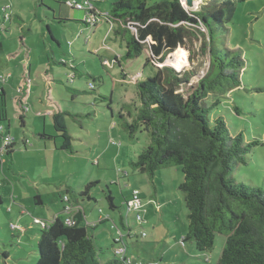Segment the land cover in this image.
Listing matches in <instances>:
<instances>
[{
  "label": "rangeland",
  "instance_id": "1",
  "mask_svg": "<svg viewBox=\"0 0 264 264\" xmlns=\"http://www.w3.org/2000/svg\"><path fill=\"white\" fill-rule=\"evenodd\" d=\"M113 2L94 0L102 12L96 27L84 22V10L62 0H0V40L5 45L3 59L10 67L6 72L0 70V76L14 72L8 76L14 84L8 85L7 117L0 125L3 135L13 137L12 145L19 141L12 158L0 137V194L4 199L0 206V264H35L43 228L37 221L50 223L57 215L69 217L73 205L85 208V222L108 219L91 230L101 258L112 255L114 238L121 235L128 243L126 255L135 264H217L222 253L226 240L222 234H217L211 251H200L193 242L182 241L189 220L179 188L184 179L181 166L162 168L153 179L133 170L130 162L146 149L150 138L146 131L131 137L119 117L121 111L126 117L129 110L136 112L135 107L141 105L138 82L154 76L164 64L182 72L194 70L191 83L196 84L209 65V55L201 50L204 38L199 36L208 31L189 25L195 35L187 37L164 63L147 61L149 41L140 56L122 60L126 43L115 35L116 24L105 16ZM183 3L197 12L205 0ZM8 4L12 16L5 20ZM228 26V46L239 49L245 59L242 85L221 96L212 113L224 116L233 133L242 132L246 144L257 141L247 154V164H240L235 176L264 189V0L240 2ZM215 38L220 45L222 30L215 31ZM176 54L183 57V67L171 63ZM5 83L0 82V87ZM126 104L132 105L124 107ZM60 110L73 114L66 117L74 136L73 152L61 147L63 138L53 127L52 114ZM92 181L97 183L89 199L80 193ZM135 188L142 198L138 210L142 223L132 218L136 211L130 215L124 207ZM109 192L116 208L110 206ZM65 194L69 202L63 201ZM36 196L41 204L36 203ZM121 216L134 231L123 226Z\"/></svg>",
  "mask_w": 264,
  "mask_h": 264
},
{
  "label": "trees",
  "instance_id": "2",
  "mask_svg": "<svg viewBox=\"0 0 264 264\" xmlns=\"http://www.w3.org/2000/svg\"><path fill=\"white\" fill-rule=\"evenodd\" d=\"M243 1L247 0H205L199 11L192 12L183 0H159L152 4L148 0H114L109 13L105 14L116 24L115 35L126 43L127 51L122 60L140 56L146 48L145 42L149 41L147 61L164 63L187 37L195 35L196 31L189 25L203 26L208 31L207 34L201 31L199 36L204 38L201 50L209 55V65L196 84L191 83L194 70L182 72L164 64L154 76L138 82L141 105L135 107L136 112L129 110V119L121 111L119 117L131 137L146 131L150 138L146 149L130 162L133 170L153 179L162 168L181 166L184 179L179 188L189 220L182 241L193 242L200 251H211L217 234L224 235L226 240L217 264H264V189L239 181L235 176L238 166L247 164V154L257 141L246 144L242 132L233 133L224 116L212 113L220 104L221 96L242 85L245 59L239 49L230 48L227 42L228 24ZM58 21L64 23L63 18ZM94 26L97 27L98 22ZM217 29L223 33L220 45L215 38ZM73 69L77 76L78 70ZM88 75L95 78L93 74ZM5 94V89L0 87L1 121L6 118ZM68 115L73 114L68 110L54 112L53 127L63 138L61 147L73 152L74 136L67 124ZM41 135L47 136L45 132ZM0 137L3 139L1 132ZM13 147L14 144L8 147L9 155ZM96 183L89 182L80 194L93 198L90 192ZM35 198L36 203H42L40 196ZM66 198L70 199L68 194L62 197L63 201ZM108 199L111 208H116L112 192ZM3 201L0 194V206ZM67 218L57 215L39 230L35 264H126L115 249L121 244L127 248L128 243L118 237L114 238L116 248H112V255L99 256L91 230L107 218L95 224L85 222V208L72 215L74 223ZM125 219L121 216L123 226L134 231V226L125 223Z\"/></svg>",
  "mask_w": 264,
  "mask_h": 264
},
{
  "label": "built area",
  "instance_id": "3",
  "mask_svg": "<svg viewBox=\"0 0 264 264\" xmlns=\"http://www.w3.org/2000/svg\"><path fill=\"white\" fill-rule=\"evenodd\" d=\"M65 1L70 6L85 11L84 22L86 24H90L91 26H94L96 24V22L99 21L101 13L99 12V10L96 7V5L94 4V0H82V1H79V0H65ZM11 8H12L11 4H8L7 6H5V19L6 20L10 19L11 16H12ZM104 63H108V61L104 60ZM7 79H8L7 75L1 74V76H0V82L1 83L6 82ZM94 87H95L94 83H90V88L94 89ZM19 90L23 91L22 88H20ZM0 132L2 133V136H3V142H4L3 149H7L8 147H10L12 145L13 137L9 133L3 135L4 126L2 124L0 125ZM65 200H67L68 202L70 201V199L68 200V198H66ZM141 206H142V198L140 196V190L138 188H135L132 191V194L127 199L126 210H127L128 214H130V211H136L135 217H132V218L136 219V221L139 222V223H142V220H143L142 214L138 211ZM75 207H77V206L73 205L72 214L67 218V221H69L71 223H74L72 215L75 212H77L79 209H81V207H79V208L78 207L75 208ZM37 222H41L43 224V227H45L46 224H47L46 221H42V220H39ZM91 224H95V222L91 223ZM114 227H116V226H114ZM142 235H145V233L142 234ZM123 239H124V237L122 235L118 236V240H123ZM126 250H127L126 246L121 244V245L118 246L117 249H115V253L120 255L122 259H125L126 260V264H135L133 262L132 258L130 256L126 255Z\"/></svg>",
  "mask_w": 264,
  "mask_h": 264
},
{
  "label": "crops",
  "instance_id": "4",
  "mask_svg": "<svg viewBox=\"0 0 264 264\" xmlns=\"http://www.w3.org/2000/svg\"><path fill=\"white\" fill-rule=\"evenodd\" d=\"M99 10V9H98ZM99 12L100 13H102L100 10H99ZM11 19V18H10ZM6 20V19H5ZM3 25L5 26V22H3ZM4 26H2V29H4ZM5 28H6V26H5ZM0 42H1V53H0V70H3L4 72H6L7 70H10V67H9V64L3 59V56H4V54H5V45H4V43L0 40ZM77 73H78V71H77ZM13 75L14 74V72L12 73L11 71H8V76H10V75ZM8 83V84H7ZM7 83H5L4 85H1V87L2 88H4L5 89V92H6V94H7V92H8V88H9V86L8 85H11V84H14V82H12L10 79H8L7 80ZM24 90V89H23ZM6 94H5V97H6ZM6 117H7V110H6V115H5ZM0 118H1V113H0ZM1 122V121H0ZM2 139V138H1ZM25 139H22V141L21 142H23ZM25 142V141H24ZM16 143H19V141H17V140H15V145H16ZM15 145H14V147H13V151H12V153H11V157L13 158V154H14V151H15ZM94 222H96V221H94ZM93 222V223H94ZM91 223V222H90Z\"/></svg>",
  "mask_w": 264,
  "mask_h": 264
},
{
  "label": "bare ground",
  "instance_id": "5",
  "mask_svg": "<svg viewBox=\"0 0 264 264\" xmlns=\"http://www.w3.org/2000/svg\"><path fill=\"white\" fill-rule=\"evenodd\" d=\"M183 57L180 56L179 54L175 55V59L171 60V63L174 64L175 66H182L183 63ZM183 67V66H182Z\"/></svg>",
  "mask_w": 264,
  "mask_h": 264
},
{
  "label": "water",
  "instance_id": "6",
  "mask_svg": "<svg viewBox=\"0 0 264 264\" xmlns=\"http://www.w3.org/2000/svg\"><path fill=\"white\" fill-rule=\"evenodd\" d=\"M189 4H192V0H188Z\"/></svg>",
  "mask_w": 264,
  "mask_h": 264
}]
</instances>
